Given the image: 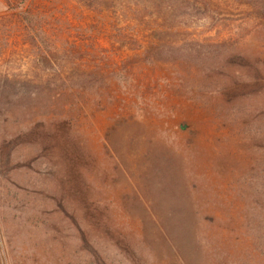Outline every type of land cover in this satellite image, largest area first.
Returning <instances> with one entry per match:
<instances>
[{"label":"rangeland","instance_id":"rangeland-1","mask_svg":"<svg viewBox=\"0 0 264 264\" xmlns=\"http://www.w3.org/2000/svg\"><path fill=\"white\" fill-rule=\"evenodd\" d=\"M220 1L216 21L194 0H0V264L81 263L55 213L70 202L52 196L62 168L42 150L64 116L91 149L107 131L122 148L118 181L108 162L110 208L133 180L146 205L200 208L236 235L248 209L264 208V19L248 12L264 0ZM153 30L161 57L124 67Z\"/></svg>","mask_w":264,"mask_h":264},{"label":"trees","instance_id":"trees-1","mask_svg":"<svg viewBox=\"0 0 264 264\" xmlns=\"http://www.w3.org/2000/svg\"><path fill=\"white\" fill-rule=\"evenodd\" d=\"M13 1L18 8L27 2L6 0V3L10 6ZM79 1L91 9H96L101 3V0ZM217 1L222 3L220 0H194L195 5L199 2L206 16L218 21L219 16L215 13L219 5H213ZM151 3L154 6L158 4ZM254 3L252 7L249 5V15L264 19V6L261 2ZM29 22L31 24L32 19ZM152 32L141 54L134 56L135 59L125 60L124 67L135 62H154L161 57L166 43L161 45L160 41L165 37L158 30ZM48 124L55 129L41 135L42 150L45 149L48 159L56 157V163L62 168L59 181L62 180L65 186L63 192H54L53 200L57 205L64 200L70 201L68 206L61 204L63 207H56L55 213L67 229L73 227L77 251L82 253L78 264H117L109 258V245L121 251L131 264H264V222L256 219L259 222L257 226L253 221L254 215L264 217L262 206L247 210L248 215L243 217L237 235L233 233L234 227L216 224L215 219L202 213L200 208L170 206L158 209L146 205L143 199L147 195L141 188L145 184L137 180H133L131 191H122L123 205L110 208L108 162L111 163V173L115 171L114 181H118L124 171V166L121 167V162L124 163L120 153L122 148L107 131L104 144L99 145L102 147L91 149L90 144L78 139L72 120L66 116ZM60 144L59 153L58 150L47 153L48 149L57 145L59 148ZM11 154L8 153L9 156ZM137 173H132V176L139 180ZM140 177L147 183L151 173L142 172ZM127 200L130 203H125ZM43 217L41 213L40 222L45 220ZM51 250L49 248V252ZM156 256L164 261L155 259Z\"/></svg>","mask_w":264,"mask_h":264}]
</instances>
